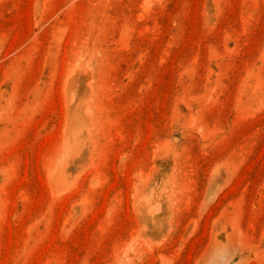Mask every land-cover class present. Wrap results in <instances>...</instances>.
<instances>
[{
  "label": "rangeland",
  "instance_id": "rangeland-1",
  "mask_svg": "<svg viewBox=\"0 0 264 264\" xmlns=\"http://www.w3.org/2000/svg\"><path fill=\"white\" fill-rule=\"evenodd\" d=\"M0 264H264V0H0Z\"/></svg>",
  "mask_w": 264,
  "mask_h": 264
}]
</instances>
